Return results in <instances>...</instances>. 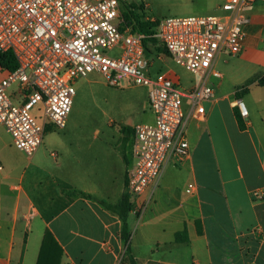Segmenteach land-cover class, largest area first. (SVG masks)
<instances>
[{"label": "crops", "instance_id": "1", "mask_svg": "<svg viewBox=\"0 0 264 264\" xmlns=\"http://www.w3.org/2000/svg\"><path fill=\"white\" fill-rule=\"evenodd\" d=\"M244 13L242 50L228 55L238 60L244 129L234 94L226 110L223 98H212L203 115H190L188 154L168 160L146 212L128 215L136 264H264V196H254L264 195V0ZM152 120L149 112L144 122ZM11 147L0 124V264H36L46 231L63 250L61 264H129L121 222L104 203L115 205L124 194L130 157L103 183L87 172L76 182L46 171L17 173Z\"/></svg>", "mask_w": 264, "mask_h": 264}, {"label": "built area", "instance_id": "2", "mask_svg": "<svg viewBox=\"0 0 264 264\" xmlns=\"http://www.w3.org/2000/svg\"><path fill=\"white\" fill-rule=\"evenodd\" d=\"M120 2L0 0V52H11L17 64L13 70L0 67V124L12 146L31 157L50 127H65L75 80L97 73L111 87L146 88L153 120L134 125L125 171L130 212L138 218L150 205L168 160L188 154L187 119L192 113L203 115V103L213 98L208 79L221 77L213 69L217 57L222 52L229 56L241 52L243 26L248 22L244 12L256 0H224L220 15L157 22L153 37L168 58L199 78L188 91L165 74L151 72L152 62L143 46L146 37L124 23ZM114 49L118 57L109 56ZM237 106L246 118L248 110L240 100ZM254 196L264 195L256 190Z\"/></svg>", "mask_w": 264, "mask_h": 264}, {"label": "rangeland", "instance_id": "3", "mask_svg": "<svg viewBox=\"0 0 264 264\" xmlns=\"http://www.w3.org/2000/svg\"><path fill=\"white\" fill-rule=\"evenodd\" d=\"M224 0H123L122 10L134 6L137 11L143 9L146 17L158 21L169 17L220 15ZM111 57H118L117 49L108 52ZM217 62L216 71L222 78H209L208 86L212 89L213 98H223L225 110L227 98L241 96V85L238 83V60L222 52ZM151 59V70L160 71L182 90L188 91L198 83V76L173 63L159 49L157 58ZM155 74V73H153ZM75 96L70 113L63 129L50 127L45 133L43 144L33 156L28 157L14 147L8 151L10 162L16 172L24 169L52 172L71 181H78L79 172L89 173L92 182L103 183L113 173L120 175L124 167V157H130V140L132 134L121 133L122 128H133L145 121L149 115L147 89L139 86L121 88L105 84L97 73L73 82ZM15 85L9 90L11 96ZM237 105V104H236ZM185 111L190 108L184 100ZM207 108L208 102L204 103ZM211 124V123H210ZM130 160V159H129ZM183 181V180H181ZM126 192V188L124 190Z\"/></svg>", "mask_w": 264, "mask_h": 264}, {"label": "trees", "instance_id": "4", "mask_svg": "<svg viewBox=\"0 0 264 264\" xmlns=\"http://www.w3.org/2000/svg\"><path fill=\"white\" fill-rule=\"evenodd\" d=\"M123 3V0H120ZM134 6H130L128 10H122L121 14L126 25L131 26V30L136 34H142L146 38L143 40L144 52L146 57H150L154 55V59H156L159 54V49L163 48V52L167 55L165 48L159 43V41L153 37L156 32V26L158 20L155 22H150L145 20V17L142 13L143 9H138L135 11ZM149 59V58H148ZM17 66L15 59L11 52H0V67L6 70H13ZM152 73H161L160 71L151 70ZM237 100H240V96H235ZM238 110V109H237ZM235 119L238 123V127L240 130L244 129L242 123V116L240 112L235 113ZM121 133L133 134V128L124 127L121 130ZM82 196L83 193H80ZM104 207L110 210L113 213H116L120 222H121V239L126 244V249L124 251V256L128 257L129 264H136L135 260L130 256L128 249V240H129V232L127 219L131 210V204L129 203V197L127 193H124L119 200V202L115 205H108L104 203ZM184 233H180L178 235H183ZM63 257V250L60 245L57 243L56 239L52 235L51 232L46 231L41 242L38 259L36 264H61Z\"/></svg>", "mask_w": 264, "mask_h": 264}]
</instances>
